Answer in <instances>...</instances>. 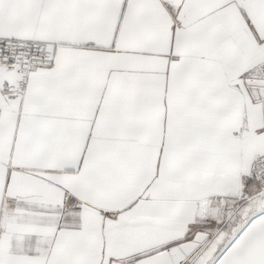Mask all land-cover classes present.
<instances>
[{
	"label": "snow or ice",
	"instance_id": "obj_1",
	"mask_svg": "<svg viewBox=\"0 0 264 264\" xmlns=\"http://www.w3.org/2000/svg\"><path fill=\"white\" fill-rule=\"evenodd\" d=\"M0 264H264V0H0Z\"/></svg>",
	"mask_w": 264,
	"mask_h": 264
}]
</instances>
